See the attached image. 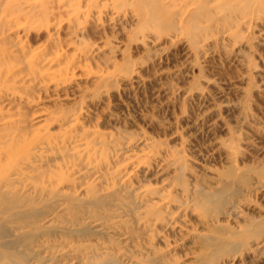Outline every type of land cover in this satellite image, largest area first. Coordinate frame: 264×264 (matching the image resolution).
Listing matches in <instances>:
<instances>
[{
    "label": "rangeland",
    "instance_id": "374dc122",
    "mask_svg": "<svg viewBox=\"0 0 264 264\" xmlns=\"http://www.w3.org/2000/svg\"><path fill=\"white\" fill-rule=\"evenodd\" d=\"M0 187V264H264V0H0Z\"/></svg>",
    "mask_w": 264,
    "mask_h": 264
},
{
    "label": "bare ground",
    "instance_id": "6f19581e",
    "mask_svg": "<svg viewBox=\"0 0 264 264\" xmlns=\"http://www.w3.org/2000/svg\"><path fill=\"white\" fill-rule=\"evenodd\" d=\"M4 54V53H3ZM40 63V62H39ZM35 89V88H34ZM30 92V91H29ZM14 100V99H13ZM23 102V101H22ZM56 144V143H55ZM23 162H25V161H23ZM20 169V168H19ZM21 170V169H20ZM15 181V180H14ZM16 182V181H15ZM20 182V181H19ZM21 183V182H20ZM14 188V187H13ZM18 190V189H17ZM40 193H41V195L40 196H42V192L40 191ZM9 195V194H13V195H16L17 194V191H14V189H13V191H9V192H7L6 190H4V189H1V187H0V196L1 197H3L4 195ZM33 197V196H32ZM40 198H42V197H40ZM18 212H19V209L18 210H16V212L13 214V215H11V217L13 216V218H15V217H17L18 216ZM25 212V210H22L21 212H20V214H23ZM19 214V215H20ZM11 219V218H10ZM74 222H78V221H74ZM80 222V221H79ZM20 228H23V224H19V225H16L15 226V229H20ZM74 228V227H73ZM82 228V229H81ZM83 228H85V226L83 227V226H81V227H79V228H75V229H71L70 230V232L72 233V232H74V233H76V232H80V231H83ZM70 229V228H69ZM78 229H81V230H78ZM23 235V232H20V233H15V234H10V232H8V231H6V230H4L3 231V233H1L0 234V238H2L3 236H6V238H8V241H5V240H0V244H3V245H10V246H13V245H16V244H18L20 241H21V239H20V237ZM2 259V257H1V253H0V260ZM15 263H17V261L15 262ZM20 263V262H19Z\"/></svg>",
    "mask_w": 264,
    "mask_h": 264
}]
</instances>
